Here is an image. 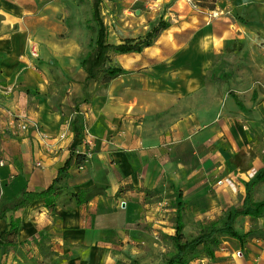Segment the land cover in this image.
I'll list each match as a JSON object with an SVG mask.
<instances>
[{
	"label": "crops",
	"instance_id": "0c3cea01",
	"mask_svg": "<svg viewBox=\"0 0 264 264\" xmlns=\"http://www.w3.org/2000/svg\"><path fill=\"white\" fill-rule=\"evenodd\" d=\"M116 1L101 3L109 43L136 40L160 16L170 27L140 52L113 55L129 73L103 86L85 85L89 45L68 0H0V87L12 89L0 93V233L20 220L18 245L5 253L0 245V264L131 261L173 234L178 203L185 232L240 205L244 182L264 173V0H216L214 10L228 15L215 20L188 0H155L140 28L139 18H111L110 3L126 6ZM12 118L52 138L13 133ZM67 160L52 207L33 199L11 210ZM83 189L91 194L78 203ZM250 194L264 201V176ZM234 228L246 234L242 243L223 238L190 264H264V209L238 216Z\"/></svg>",
	"mask_w": 264,
	"mask_h": 264
},
{
	"label": "trees",
	"instance_id": "16d2710c",
	"mask_svg": "<svg viewBox=\"0 0 264 264\" xmlns=\"http://www.w3.org/2000/svg\"><path fill=\"white\" fill-rule=\"evenodd\" d=\"M80 3L91 1L90 17L85 21L86 28L92 32L93 37L89 42V51L85 58L81 61V66L85 69L87 75L86 82L93 81L96 84L106 86L109 81L120 75L129 73L112 64L111 59L115 54L140 52L143 48L151 46L157 39L159 34L170 27V23L165 21L162 16L149 22V29L143 36L136 40L127 39L121 44H113L108 42V29L104 23L101 15V3L104 0H78ZM116 1V0H108ZM196 9H206L208 12L215 9L216 0H190ZM88 96V95H87ZM237 104L240 106L238 99L232 95ZM86 99V98H85ZM76 116L74 121L75 133L79 139L83 138L84 123L78 115L77 107H75ZM68 165V160L64 166L59 168V171L51 182V184L38 192H23L21 198L11 205V210H17L27 205L33 199H43L47 207H52L55 200V194L59 189L60 181L65 177V171ZM264 173L258 175L256 179L244 182L245 197L242 203L238 206H229L225 209L222 215L212 220H202L197 223V231L194 234L185 236L183 232L184 227V213H182L181 204L176 206V213L174 219L172 235L168 236L171 241L172 250L165 256L162 264H190V262L198 257L200 254L212 256L215 247L223 238H234L242 243L246 234L239 233L234 228V221L240 215L257 216L264 209V201L254 202L250 197L251 187L258 179L263 178ZM82 199H77V202L86 201L91 193L83 189L79 191ZM20 220L11 217L8 223V229L0 233L1 252H6V247H16L18 245L16 237L19 231ZM34 238L29 241H23L19 245L31 244Z\"/></svg>",
	"mask_w": 264,
	"mask_h": 264
},
{
	"label": "rangeland",
	"instance_id": "374dc122",
	"mask_svg": "<svg viewBox=\"0 0 264 264\" xmlns=\"http://www.w3.org/2000/svg\"><path fill=\"white\" fill-rule=\"evenodd\" d=\"M122 1L125 2L126 6H123L121 8L119 6L115 7L114 4L112 3L109 4L111 7V10H110L111 18H113L115 22L120 18V16L126 19L139 18L140 22L138 21V24L136 27L140 28L145 22H147V18L150 15H153L155 6L151 7V5L155 0H122ZM157 1L158 3H160L162 0H157ZM189 3H191L193 8L196 9V6L192 2H189ZM182 5H183V2L180 1V4L178 5V7L182 9ZM68 6H69L68 13H70L71 15L70 16L71 22L74 28L80 29V33L78 35H81L83 31L85 30L86 40L89 45V42L91 41L93 37V34L91 31H89L86 28L85 21L88 17H90L91 1H85L83 3H80L78 0H72V1L68 0ZM136 8L141 9V11L138 14L135 12ZM215 8L217 7L215 6ZM101 15L102 17L106 16L107 18H109L107 13L106 15L102 14V9H101ZM227 15L228 14L226 13V10L221 11L218 8L214 12H212L210 15L208 12L206 18L210 20H215V19H219L220 17L227 16ZM230 15L231 14H229V16ZM196 228H197L196 223L195 225H191L190 228L185 230L184 235L189 236L190 234H194L197 231ZM159 238H161L160 240H161L162 246L159 245L158 247H155L154 250H150L148 248L142 249L138 251L140 253L139 256H137L136 258H133L131 261L124 260L123 262L122 260L116 259V260H113L112 263L114 264H162L165 256L172 250V245H171L170 238L168 236L164 235L163 237H159ZM9 251L13 254L14 249L13 250L9 249ZM15 252L17 253V251ZM30 264H36V260L32 258V260H30Z\"/></svg>",
	"mask_w": 264,
	"mask_h": 264
},
{
	"label": "built area",
	"instance_id": "2783aa9c",
	"mask_svg": "<svg viewBox=\"0 0 264 264\" xmlns=\"http://www.w3.org/2000/svg\"><path fill=\"white\" fill-rule=\"evenodd\" d=\"M188 1H190V0H188ZM214 11L215 10L210 11L209 15ZM31 54L33 56H37V50L35 49L34 46L31 47ZM11 90L12 89L10 86L0 87V93H2V94H8ZM29 129H32L33 131L37 132L40 135L41 139L45 140V139H51L52 138V137L48 136L46 133L41 132L39 125L33 120H30L27 118H16V119L12 118V121L10 122V130L13 133H17V132L24 133V132L28 131ZM63 136H64V134H63ZM89 154L90 153L88 152L86 155L89 156ZM4 163H5V160L2 157V155L0 154V166H3Z\"/></svg>",
	"mask_w": 264,
	"mask_h": 264
}]
</instances>
